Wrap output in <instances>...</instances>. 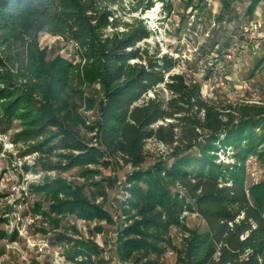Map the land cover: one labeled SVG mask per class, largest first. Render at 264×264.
Wrapping results in <instances>:
<instances>
[{
	"label": "trees",
	"instance_id": "16d2710c",
	"mask_svg": "<svg viewBox=\"0 0 264 264\" xmlns=\"http://www.w3.org/2000/svg\"><path fill=\"white\" fill-rule=\"evenodd\" d=\"M259 1L247 6L249 18ZM119 3L0 0V131L10 132L16 144L22 142L23 153H39L26 169L61 173L75 165L84 168L82 185L58 174L31 184V189L49 196V214L56 218L70 213L109 219L85 193V184L95 186L94 198L103 193L95 179L100 170L87 164H109L103 156L118 163L122 158L133 166L126 176L131 194L127 203L140 215L120 231L123 258L131 257L133 264H159L150 254L163 251L160 243L170 225L179 221L184 205L200 214L206 228L191 232L183 264H264V179L248 189L244 164L250 155L264 162V103L226 106L205 97L201 82L173 72L178 58L158 46L151 53L148 44H139L151 30L144 17L123 20L117 15L113 6ZM222 3L219 20L232 19L230 1ZM42 32L82 43L88 60L76 65L61 55L48 58L40 45ZM218 42L214 37L211 50ZM226 51L218 47L212 61L222 59ZM96 79L103 84L96 125L101 148L76 135V127L86 123L75 111L78 102L88 107L96 103L80 87ZM62 110L69 116L66 123L58 118ZM150 138L172 150L169 160L160 158L144 168ZM220 153L236 162L224 169ZM187 200L192 204L185 205ZM1 231L3 237L9 234L3 227ZM63 237L57 235L55 242ZM68 243L74 258L85 257L80 264L101 251L91 239L69 238Z\"/></svg>",
	"mask_w": 264,
	"mask_h": 264
},
{
	"label": "rangeland",
	"instance_id": "374dc122",
	"mask_svg": "<svg viewBox=\"0 0 264 264\" xmlns=\"http://www.w3.org/2000/svg\"><path fill=\"white\" fill-rule=\"evenodd\" d=\"M151 1L152 4L148 0H121V3L113 6L117 15L123 20L144 17L151 34L150 37L139 43L141 46L148 44L151 53L158 46L161 52H167L178 58L179 62L173 72H185L188 79L201 82L203 95L219 105H237L245 102L247 98H251L254 102L257 100L264 102V39L260 38L262 36H257L259 30L264 33V0L259 1L252 18H249L245 13L250 0H229L233 16L232 19L226 18L227 20L223 21L218 18L223 8V0ZM229 15L231 16V14ZM252 21L253 24L260 23L261 26H258L254 32L252 29L246 31L245 27H248ZM214 37H217L219 42L211 50V42ZM243 38L253 39L252 43L261 40L258 43L259 48L256 49L254 46L256 49L254 51L252 44L243 48L240 44ZM39 40L41 47L46 50L48 58L61 55L76 65H84L88 60L87 49L82 43L47 32L40 33ZM226 41H229L228 45H225ZM220 46L227 49L225 53L232 50L234 52L232 59H235V61L227 60L226 69L221 72L216 71L212 66L211 70L209 69V62L213 60L212 57L216 55ZM224 58L225 56L222 59ZM257 61H259L258 65L262 66L260 74L256 76V72L252 70ZM219 72L225 78L223 83L208 78L209 76L213 77L214 74L218 75ZM80 88L83 89L82 93L85 96L94 98L96 103L93 107H88L85 101L81 105V100L78 102L79 104L77 103L75 111L83 114L86 122L76 127L77 138L82 139L89 146L101 148L96 125L98 103L103 95V84L100 79H96L91 82L86 81ZM60 114L62 115V117H58L60 120L65 123L69 121V116L65 115L64 110ZM14 123L19 125V120ZM68 127L74 130L73 126H69V124ZM21 146L22 142L8 150L0 145V169L7 178H10V184L16 183L15 180L19 177L17 173L18 157H22L21 154L24 151V148L19 149ZM145 149L151 154L142 164L144 168L151 166L160 158L170 159L168 153L171 151L162 152L155 139H147ZM68 150L61 149L60 151ZM73 151L79 152V150ZM191 151L198 153L197 148H193ZM31 154L33 155L32 152ZM38 154L36 152L34 155L37 157ZM220 154L219 160L225 157L222 159L224 169L227 165L236 162L235 158L227 155L228 153ZM107 159H110L107 165L101 162L87 164L88 167L100 170L95 179L100 182V189L103 193L94 198L92 191H96V188L93 184H85V193L90 200L106 210L109 219L94 218L84 221L83 218L70 213L64 217L56 218L53 213L49 214V196L44 191L35 190V193H32V204L34 205L32 211L39 215L40 220L37 221V225L29 228L28 236L34 242H38L42 238L50 240L47 251L40 252L38 245H29L27 239L19 234L14 247L8 246L11 241L0 240V264H80L79 259L85 257L79 255L77 256L79 259L76 260L72 256L74 250L69 249V238L91 239L101 248L99 253H93L91 259L86 260L84 264H133L132 258L130 257L128 260L123 258L120 250V231L140 218L136 210L130 208L127 203L131 194L126 188V176L133 170V166L124 163V161L118 163L115 158L112 160L109 156L102 158V160ZM244 164L245 181L249 189L251 185L264 179V162H261L256 155H250ZM83 169L82 166L75 165L61 173L56 172L55 176L60 174L70 183L82 185L85 182V178L82 176ZM41 182L40 180L35 183ZM187 201L184 202L185 205L192 204L191 200ZM178 219V222L170 225L165 235L166 239L160 243L163 251L159 254L155 252L150 254V258L155 259L159 264H183L181 259L187 251L191 232L194 230L203 231L206 228V223L200 214L189 206L183 205ZM46 221L47 223L44 224L43 222ZM3 225L4 221H0V238L3 237L1 231ZM61 234L65 237L59 239V242H55L54 238ZM56 251H59L60 258L55 256ZM67 251L69 256H67Z\"/></svg>",
	"mask_w": 264,
	"mask_h": 264
},
{
	"label": "built area",
	"instance_id": "2783aa9c",
	"mask_svg": "<svg viewBox=\"0 0 264 264\" xmlns=\"http://www.w3.org/2000/svg\"><path fill=\"white\" fill-rule=\"evenodd\" d=\"M258 26H261L260 23L253 24V21L248 25L246 28V31L252 29L254 32L255 29L258 28ZM262 33V34H261ZM258 37L259 36H264L263 31L259 30L258 32ZM261 38V37H260ZM251 41V42H250ZM254 41L253 39L250 38H243L241 39V46L243 48L248 47L250 44L253 45V50L255 51L258 47V43H252ZM255 44V45H254ZM255 46V48H254ZM259 48V47H258ZM234 56V52L230 50L225 54L224 59H219L216 62H209V65L215 68L216 71H222L225 68L226 61L227 60H233L232 59ZM209 67V66H208ZM218 73V75L214 74V76H209L208 78L210 80H217L220 81L221 83L224 82V77L221 73ZM215 73V72H214ZM206 75V74H204ZM212 83V82H211ZM210 83V85H211ZM152 94V93H150ZM156 140V139H155ZM156 144L158 145V148L161 149V151H166L169 152L171 151V147L164 143L163 141L156 140ZM0 145L4 146L8 150H11L15 147L16 144L13 142L11 138V133L10 132H1L0 131ZM161 152V153H162ZM31 153H23L21 154L22 157H18L19 163H17V173L19 177L15 180L17 181L16 183H11L10 184V178L6 177L5 174L2 172L0 169V218L3 219L4 225L2 226L4 229L7 231L11 232H17L18 234L24 236L29 245L31 246H36L38 245V250L40 252H46L47 248L49 246V241L46 239L42 238L38 242H34L31 237L28 236L29 233V228L33 225H37V221H39V215L34 213L32 210V207L34 206L33 203V194L35 191L31 189V184L42 181L46 176H49L51 178L56 177V172L57 170H38L34 171L32 169H26V165H34L36 162V156L34 155L36 152ZM225 157H222V159ZM121 162H123L122 159H120ZM16 164V163H15ZM12 178V177H11ZM84 221L86 219H83ZM44 224L47 223L43 222ZM40 226V224H39ZM53 242V241H52ZM17 243V241L10 242V244ZM57 257H61L59 255V251L55 253Z\"/></svg>",
	"mask_w": 264,
	"mask_h": 264
},
{
	"label": "crops",
	"instance_id": "0c3cea01",
	"mask_svg": "<svg viewBox=\"0 0 264 264\" xmlns=\"http://www.w3.org/2000/svg\"><path fill=\"white\" fill-rule=\"evenodd\" d=\"M250 2H251V0H250ZM264 34V33H263ZM262 39H264V37H261ZM260 42H261V40H259ZM260 60V59H259ZM258 63H259V61H257V63L256 64H254V66H253V72H256V76L257 75H259L260 74V72H261V66L262 65H258ZM253 74V73H252ZM252 95V94H251ZM245 102H254V101H252V99L251 98H247V100H245ZM255 103H264V102H262V101H259V100H257V102L255 101ZM84 219V218H83ZM9 234L7 235V237H2V238H0V240H7V241H11V242H13V241H17L16 240V238L18 237V233L17 232H9V231H7ZM15 244H17V243H14V244H10V245H8V246H12V247H14L15 246ZM77 259H79V258H76V260ZM81 259V258H80ZM79 259V260H80Z\"/></svg>",
	"mask_w": 264,
	"mask_h": 264
}]
</instances>
